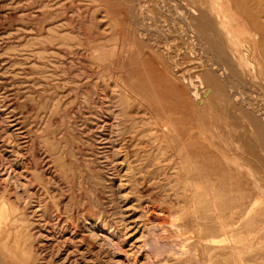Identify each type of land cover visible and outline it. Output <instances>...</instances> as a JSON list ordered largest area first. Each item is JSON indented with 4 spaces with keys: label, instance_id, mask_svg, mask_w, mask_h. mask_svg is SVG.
<instances>
[{
    "label": "rangeland",
    "instance_id": "374dc122",
    "mask_svg": "<svg viewBox=\"0 0 264 264\" xmlns=\"http://www.w3.org/2000/svg\"><path fill=\"white\" fill-rule=\"evenodd\" d=\"M190 1L0 0V264H264V0Z\"/></svg>",
    "mask_w": 264,
    "mask_h": 264
},
{
    "label": "bare ground",
    "instance_id": "6f19581e",
    "mask_svg": "<svg viewBox=\"0 0 264 264\" xmlns=\"http://www.w3.org/2000/svg\"><path fill=\"white\" fill-rule=\"evenodd\" d=\"M212 1V0H211ZM176 2V9L175 10H172L171 8H166L165 6L162 7L161 9V13H162V16L161 18H156L155 19V22L154 24L152 25L151 28H149V32H152V35L153 37H160V36H163L164 38H166L165 34H164V30L163 28L165 29L167 26L170 27L171 29L175 28V24H181V25H185V27L188 29L187 31H190V30H195L194 28V25H193V21H192V13H194V9H195V3H193L192 1H188V0H174V3ZM203 2V1H202ZM200 2V6H204V3ZM235 3L237 5H239V0H235ZM160 4V3H159ZM213 4V2H212ZM175 6V5H174ZM199 6V8H200ZM160 7V6H159ZM169 7V6H168ZM157 8V7H156ZM221 8V7H220ZM215 9V8H214ZM203 9L201 8L200 10H198L200 13V16L199 18L201 19L204 15V12L202 11ZM242 11H244V9H242ZM220 12V11H219ZM245 12V11H244ZM153 13V12H152ZM239 16V15H238ZM246 24V23H245ZM181 27V26H180ZM170 28H167V29H170ZM176 29V28H175ZM227 30V29H226ZM167 31V30H166ZM176 31V30H175ZM173 30V32H175ZM194 33V32H193ZM174 35V34H173ZM196 35V34H195ZM257 37V36H255ZM199 38V37H198ZM251 39V38H250ZM165 40H168V39H165ZM163 43V42H162ZM158 44V43H157ZM167 44V43H166ZM234 44V43H233ZM237 45V44H236ZM245 45V44H244ZM249 45V44H248ZM256 45V44H255ZM234 47V46H233ZM246 48V47H245ZM246 55V54H245ZM213 59V58H212ZM258 60V59H257ZM251 61V60H250ZM217 62V61H216ZM219 66V65H218ZM216 68V67H215ZM222 68V67H221ZM225 69V68H224ZM262 74V73H261ZM223 76V75H222ZM229 77V76H228ZM230 78V77H229ZM226 79V77H225ZM228 79V78H227ZM234 81V80H233ZM228 82V81H226ZM199 83V82H198ZM233 84L232 82H229V84ZM235 88V87H234ZM236 91V90H235ZM200 92V91H199ZM203 96V95H202ZM237 98V97H236ZM203 100V99H202ZM199 101V100H198ZM229 150V149H228ZM155 215V214H154ZM160 216V215H159ZM163 216V215H162ZM159 218H162V217H159ZM158 222V221H157ZM160 223V221H159ZM153 227V226H152ZM163 230V229H162ZM109 231V230H108ZM222 231V230H221ZM103 234L101 235V245L102 247L100 248L101 252L103 253V255L106 256V258L109 259V262L113 263V264H135L134 262L137 260L138 256L140 255H143L145 254V257H148L149 258V261H152L151 258L149 257L151 254L155 253L154 251H149L147 250L145 247H142V246H138L136 249H135V252L134 254L130 255L128 251L125 250V241L122 240V238L114 233V232H107V231H104L102 232ZM52 235V234H51ZM86 237V236H85ZM84 238V237H83ZM163 241V240H161ZM145 243V242H144ZM143 243V244H144ZM147 243V242H146ZM155 243V242H154ZM141 244V243H140ZM142 244V245H143ZM149 244V243H148ZM153 244V243H152ZM160 244V243H159ZM164 244V243H163ZM263 244V243H261ZM156 246H160L157 244H155ZM145 246V245H144ZM152 246V245H151ZM156 246H153V250L155 249ZM166 246L167 245H162L163 248H160L161 250H165L166 249ZM172 246V244H171ZM135 248V247H134ZM157 249H159V247H156ZM172 248V247H171ZM151 249V250H152ZM159 249V252L161 251ZM254 249V248H253ZM147 250V251H146ZM162 250V251H163ZM171 250V249H170ZM173 250V249H172ZM169 251V250H168ZM174 251H175V247H174ZM178 252V253H177ZM175 253L176 254H179V251H177ZM163 253V252H162ZM233 253L235 255H238V251L237 249H233ZM159 255V254H158ZM104 256V257H105ZM239 256V255H238ZM152 257V256H151ZM161 257V256H160ZM159 257V258H160ZM236 257V256H235ZM263 257V262H264V255L261 256ZM146 258V259H148ZM240 258V257H239ZM257 258V257H256ZM253 259V258H252ZM211 260V259H210ZM213 260V259H212ZM211 260V261H212ZM243 260V259H242ZM247 260V258H246ZM241 261V258H240V261L242 262V264H249L251 262V260H247V261ZM255 260V259H254ZM209 261V264H214L213 262L214 261ZM66 262V261H65ZM108 262V261H107ZM154 262V261H152ZM152 262H149V264H154ZM254 262V261H253ZM256 262V261H255ZM254 262V263H255ZM252 263V262H251ZM148 264V263H147ZM157 264V263H156Z\"/></svg>",
    "mask_w": 264,
    "mask_h": 264
}]
</instances>
